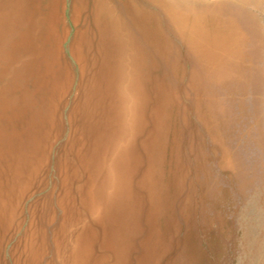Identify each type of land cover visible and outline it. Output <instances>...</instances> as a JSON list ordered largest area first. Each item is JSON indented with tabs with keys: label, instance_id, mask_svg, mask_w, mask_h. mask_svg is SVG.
Returning a JSON list of instances; mask_svg holds the SVG:
<instances>
[{
	"label": "rangeland",
	"instance_id": "374dc122",
	"mask_svg": "<svg viewBox=\"0 0 264 264\" xmlns=\"http://www.w3.org/2000/svg\"><path fill=\"white\" fill-rule=\"evenodd\" d=\"M106 1L0 0V264H264V0Z\"/></svg>",
	"mask_w": 264,
	"mask_h": 264
},
{
	"label": "bare ground",
	"instance_id": "6f19581e",
	"mask_svg": "<svg viewBox=\"0 0 264 264\" xmlns=\"http://www.w3.org/2000/svg\"><path fill=\"white\" fill-rule=\"evenodd\" d=\"M97 5L98 8H101L100 12L98 11L97 13L98 15H102L99 21L104 25H109L111 23L109 21L113 17L112 11H116V9L111 8L109 6L110 4L107 1L104 2V0H99ZM168 6L169 10L175 15L176 20L182 26L185 37H189L190 41L200 49V54L202 53L206 58L212 55L210 57H212V60L215 59L214 62L220 65L221 69L229 68L237 72L242 71L243 61H246L247 55L251 54L248 53V42H251V38L254 39L255 37L253 30L248 25L250 21L246 23L245 27L239 28L237 25L238 22L236 23L232 17L229 20L222 19L219 15L221 9L218 10L216 15H191L188 14L191 12L187 11V8L178 2L170 1ZM210 27L213 34H210ZM208 50L212 54H209ZM204 62L209 65L211 60H204Z\"/></svg>",
	"mask_w": 264,
	"mask_h": 264
}]
</instances>
